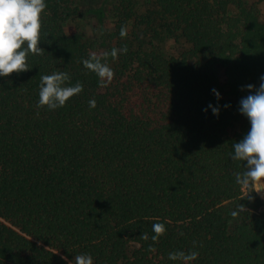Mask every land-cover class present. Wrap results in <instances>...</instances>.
I'll return each mask as SVG.
<instances>
[{
	"label": "trees",
	"instance_id": "obj_1",
	"mask_svg": "<svg viewBox=\"0 0 264 264\" xmlns=\"http://www.w3.org/2000/svg\"><path fill=\"white\" fill-rule=\"evenodd\" d=\"M144 1L152 9L141 15L136 0L112 7L103 52H128L102 61L114 71L107 86L82 63L101 51L65 30L75 0H45V51L29 54L28 71L0 77V264L80 254L93 264H184L168 258L179 251L199 253L189 264H264L263 200L236 184L246 162L232 159L250 130L239 112L245 86L264 75V22L243 0ZM177 38L188 48L167 55L162 44ZM58 71L83 91L38 108L41 76ZM154 223L166 228L156 242Z\"/></svg>",
	"mask_w": 264,
	"mask_h": 264
},
{
	"label": "clouds",
	"instance_id": "obj_2",
	"mask_svg": "<svg viewBox=\"0 0 264 264\" xmlns=\"http://www.w3.org/2000/svg\"><path fill=\"white\" fill-rule=\"evenodd\" d=\"M47 5L45 0H0V77H7L13 73H22L29 70L27 58L29 54L41 55L45 51L40 47V34L42 30V14ZM103 35L102 30H97ZM119 35L125 38L128 29L121 26ZM127 54L128 48H113L110 52H91L88 59L82 61L84 67L96 74L101 86H107L114 78L113 69L103 60L111 56L113 60L119 53ZM70 80L66 72H54L41 76L39 84V100L37 107H46L55 110L64 107L66 102L83 91V85L77 82L74 86H65ZM250 94L241 98L239 112L250 122V130L242 140L233 144V160L246 162L243 173H234L235 182L243 189L258 194L264 190V75L260 77V84L257 88L254 85L245 86ZM217 99L220 93L212 89ZM89 107L95 108V99L89 100ZM225 107H228L227 105ZM214 115L219 114V108L209 104ZM207 111V109H205ZM249 199L252 197L249 195ZM264 198V197H262ZM244 205H239L238 211H232L231 216L236 218L240 212H245ZM151 237L152 241H158L159 237L165 234L166 228L163 223H154ZM144 240L148 239L146 233L142 234ZM195 246V242H193ZM149 251L154 252L155 248L149 246ZM199 253L190 251L187 254L183 251L171 252L168 254L170 260L183 261L184 264L197 259ZM61 259L67 260L66 256ZM93 264L91 255L80 254L74 257L69 264Z\"/></svg>",
	"mask_w": 264,
	"mask_h": 264
},
{
	"label": "rangeland",
	"instance_id": "obj_3",
	"mask_svg": "<svg viewBox=\"0 0 264 264\" xmlns=\"http://www.w3.org/2000/svg\"><path fill=\"white\" fill-rule=\"evenodd\" d=\"M78 8V15L74 21L65 29L67 32L74 30L81 33L86 39L95 44L96 49L103 52L107 46H110L108 35L113 28L114 19L111 15L112 7L117 4L119 0H75ZM249 5H254L258 13L259 20L264 22V0H243ZM136 15H141L148 9H152L144 0H136ZM97 30H102L103 35H99ZM161 48L167 55L180 56L182 55L188 45L180 39H169L162 44ZM263 200V206L257 213L264 212V190L258 194ZM255 212V214H256Z\"/></svg>",
	"mask_w": 264,
	"mask_h": 264
}]
</instances>
